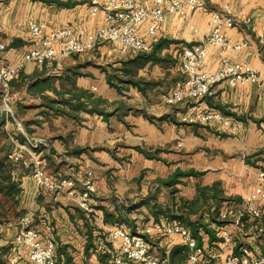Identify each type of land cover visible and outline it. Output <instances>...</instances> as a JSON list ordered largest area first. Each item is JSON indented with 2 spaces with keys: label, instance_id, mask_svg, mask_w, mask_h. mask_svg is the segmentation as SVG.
Listing matches in <instances>:
<instances>
[{
  "label": "crops",
  "instance_id": "crops-1",
  "mask_svg": "<svg viewBox=\"0 0 264 264\" xmlns=\"http://www.w3.org/2000/svg\"><path fill=\"white\" fill-rule=\"evenodd\" d=\"M87 1L0 0V43L4 45L0 49V64L15 63L37 45L28 31L32 20L45 22L48 29L70 26L83 36L102 25L104 13L91 15ZM135 1L145 6L154 3V0ZM224 6L237 17L236 25L227 30L228 36L233 41H249L239 54L228 52L227 56L232 60L249 61L262 72L264 84V0H206L204 6L192 11L187 18L168 14L158 30L157 54L164 59L146 62L135 74L141 80L142 89L132 83H121L120 89L111 86L107 82L110 72L104 67L102 56L96 57L91 50L59 57L51 64L28 62L23 68L20 78L23 83L19 86H24L22 92L26 98H32L38 112L45 109V99L71 98L74 102L81 90L104 100L97 107L106 114L79 109L76 115L68 116L50 109L48 114L36 113L27 126L30 136L47 142L39 151L49 173L81 175L91 170L94 174L96 192L91 202L103 218L98 224L61 194L48 190L37 194L29 172L20 176L24 191L22 206L25 211L30 210L39 236L54 239L58 264H65L64 254L69 264H86L87 257L96 259L106 252L111 255L112 249L104 234L106 227L119 223L133 232H141L156 221L152 212L157 205L166 208L163 194H183L185 184L192 185V196L197 185L210 186L217 182L225 195L219 208L225 202L239 203L253 190L257 173L264 170V87L255 84L230 87L223 81L213 86L210 95L200 99L204 107L220 111L228 119V125L216 120L209 123L183 121L181 115L192 112V101L173 106L164 98H157L168 80L167 73L174 72L176 79L182 76V47L201 41L211 14ZM148 25L146 21L139 27V33L147 39L150 38ZM108 46L115 50L111 42L98 45L96 50L102 52ZM217 52L216 47H207L209 70L218 66ZM127 53L112 64L114 75L121 72L119 68L127 57L135 54L134 51ZM36 79L48 80L49 87L41 93L30 94L27 84ZM80 100L87 108L93 104L85 97ZM56 104L59 105L57 101ZM11 107L10 115L16 119L13 109L17 106ZM163 115L176 120L159 119ZM12 124L7 118L6 129ZM20 128L24 130V126L16 122L15 129ZM177 171L194 173L175 175ZM165 218L169 222L176 221L159 216V220ZM208 221L207 227L212 232L200 226L201 238L197 239L205 251L220 250L222 238L218 228L221 227L232 232L231 250L236 252L240 246L247 245L260 251L257 234L261 233L256 228L257 221L246 220L238 230L227 221L204 220ZM147 236L153 238L156 246L173 262L185 259L186 248L180 236L155 232ZM89 242H92L90 247Z\"/></svg>",
  "mask_w": 264,
  "mask_h": 264
},
{
  "label": "built area",
  "instance_id": "built-area-1",
  "mask_svg": "<svg viewBox=\"0 0 264 264\" xmlns=\"http://www.w3.org/2000/svg\"><path fill=\"white\" fill-rule=\"evenodd\" d=\"M206 0H154L150 6H145L135 0H88L91 15L104 13V22L95 30L80 35L70 26L47 28L45 22L32 20L28 31L37 45L27 50L22 58L13 64H0V93L4 100L5 126L11 109L6 100L10 93V82L17 78L28 62L36 64H51L59 57L73 53L88 51L100 42L115 44V50L120 53L129 51H149L153 44L159 41L158 30L168 14H178L187 18L189 14L205 5ZM149 21L145 38L139 33V27ZM237 17L228 6L215 10L210 16L205 35L194 45H184L180 52V67L182 76L177 78L170 90L164 94V101L176 106L191 102L192 112L183 113L181 119L186 122L209 123L219 121L228 125V119L218 110L206 108L200 99L212 93L214 85L226 82L234 87L238 84H255L264 87L262 72L249 61L232 60L228 52L239 54L249 41L242 39L233 41L227 34L228 29L236 25ZM208 46L217 48L218 66L209 70L206 65ZM4 45L0 43V49ZM1 58V56H0ZM3 111V109H2ZM26 136L23 129H18ZM10 138L13 134L8 131ZM46 140L26 136L25 142L15 141L8 157L12 160H22L30 167V175L35 181L36 193L42 190L61 194L75 204L93 214L94 223H102L92 205V196L96 192L94 174L86 170L83 174L67 173L54 175L49 173L43 163L40 147L46 145ZM264 170L257 173V183L253 190L247 193L239 203L225 202L219 208V219L232 224L234 229H242L246 220H255L259 232L264 230ZM106 236L112 243L113 264H124L125 261L142 264H174L166 255L155 253L149 244L147 235H178L185 245V259L180 264H264V246L255 251L247 245L240 246L238 251L230 249L232 232L225 227L218 228L222 238L220 250L205 251L204 246L193 236L190 229L178 221L158 220L141 232H133L122 224L106 227ZM55 241L52 238L42 239L32 224V214L28 211L19 216L17 230L11 241L9 256L5 264H58L55 257ZM227 248V250H226Z\"/></svg>",
  "mask_w": 264,
  "mask_h": 264
},
{
  "label": "trees",
  "instance_id": "trees-1",
  "mask_svg": "<svg viewBox=\"0 0 264 264\" xmlns=\"http://www.w3.org/2000/svg\"><path fill=\"white\" fill-rule=\"evenodd\" d=\"M44 1H53V0H44ZM54 1H57V0H54ZM158 44H159L158 42L153 44L154 46H152L151 50L149 51H137L135 52L134 55L127 57V59L123 62V66L119 68V71H121L119 73L120 76L119 74L114 75L113 73H108L107 82L111 86L116 87L117 89H120L121 83H132L133 85H139L141 80H138L135 77V74L138 68L143 66L148 61H159V60L164 59V58H161L157 54ZM21 76L22 75L20 73L17 78H21ZM17 78L13 79L10 82V87H11V84L15 83ZM47 87H49L48 80L46 79L37 80L36 79V80L30 81L27 84V91L30 94H33V93L36 94V93H41ZM139 87L141 86L139 85ZM80 97H85V98H88L89 100H92V103H93L92 106L90 108H87L85 106V103L82 100H80ZM56 101L59 103V105L56 104ZM44 102H45V105H44L45 109L42 110V113H45V114H48L50 109H52L54 113L68 115V116L76 115V111H78L79 109H85V110L87 109V111H90V112H98V113L106 114L105 111L97 107V105L101 102H104V100L102 98L93 97L91 93H88L85 90L79 91L78 96L76 97V100L74 102L71 101V98H68V99L61 98L59 100H47V101L45 99ZM65 105L67 106V108L65 107ZM20 106L21 105H19V107ZM10 116L11 115H8V117ZM165 118L171 121L176 120L173 116H170V115L169 116L163 115L159 119H165ZM5 121H6L5 113L3 111H0V139L8 140L10 136L8 134V130L6 129ZM29 123H25V126H24V131L26 132V136H30L29 134L30 130L27 127ZM26 136L22 132H18V134L13 135L15 140L20 143L25 142ZM12 143L14 142L12 141ZM11 149L12 147L6 150H5V147L3 146L0 147V196H1V199H3L4 201H7L8 203H10V205L13 208H15V207H18L22 203V199L24 198V191L22 187L20 186V176L27 172L30 173V167H26L23 164L22 160L15 161V160L10 159L8 157V154L11 151ZM184 173L192 174L194 172L193 171H189V172L177 171L174 174L179 175V174H184ZM223 199H225V195L222 193V189L219 188L217 182H214L210 186L209 185H205V186L197 185L196 193L192 198L186 199L184 197H180L178 200V203L173 201L174 204H178L176 205L177 207L176 210H173L171 208L167 209L165 207H162L161 205H157L155 209L153 210L152 214L154 218L156 219V221L159 220L160 215H163L170 220H176L184 224L190 229L193 236H195L198 240H200L201 236L199 235V232H198L200 226H204V229L207 232L209 233L212 232L211 229L207 227L209 221L204 222L205 219L203 220L201 218L192 220L190 216L192 214L197 213L201 207L206 206V210L208 211V220L214 221V220L219 219L218 218L219 217L218 216L219 206ZM209 200H211V203H208ZM0 203H2L1 200H0ZM25 212L26 211L23 208V206H19V210L17 211V214L20 213V216H21ZM88 214H89L88 216L92 220L93 214L91 213H88ZM100 230L103 231V229L101 228ZM104 234L106 235V232ZM147 239L148 241L150 240L148 236H147ZM109 243L107 244L110 245L111 249H113L112 243L110 241ZM91 245H92V242H89L87 246L90 247ZM10 246H11V242L6 244L5 246H2V248L0 247V250L2 251L4 250L5 252L8 251L9 253ZM109 256L111 257L109 258ZM109 259H111L110 263L113 264L112 253L111 255L108 252L101 254L97 257V260H98L97 264H108L107 262ZM172 259L174 260V258ZM5 261L6 260L1 258L0 256V264H4ZM64 261H65V264H69V258L67 257V254H64ZM86 264H89V263L86 262Z\"/></svg>",
  "mask_w": 264,
  "mask_h": 264
},
{
  "label": "rangeland",
  "instance_id": "rangeland-1",
  "mask_svg": "<svg viewBox=\"0 0 264 264\" xmlns=\"http://www.w3.org/2000/svg\"><path fill=\"white\" fill-rule=\"evenodd\" d=\"M217 10H219V9H217ZM104 43H106V42L98 43L94 48L91 49V51L96 55V57L102 56V61L104 62V67L110 73H113V72H115V70L113 67H111L112 64L116 63L119 58L124 57V56L128 55L129 53H127V52L126 53H120L116 50H113V48L111 46H108V49H106L107 47H104V50L102 52L96 50L98 45H101ZM129 52H131V51H129ZM165 76L168 79L167 80L168 83L166 82V84H163L162 91L157 94L158 100H161L164 98V94L169 89V87H171L173 81L176 79L174 77L175 76L174 72H169ZM21 81L22 80L20 78H17L15 83L11 84L10 93H9V96L6 100V103L10 107V109H12L11 105H13V104L15 106H17L16 109H13L14 114L16 116V119H13L12 116L8 117V121L13 122L11 128H13V126H14L13 129L9 128L8 131L10 133H12L13 135L18 134V131L15 129L16 122H20L23 126H25V123H29L33 120V116L36 113H40V112L42 113L41 109H39V112L36 110V106H35L36 104L33 103V100L31 97H28V98L25 97V94L22 92L23 91L22 87H24V86L23 85L22 86L20 85L21 87L19 86L20 83H23ZM19 105H21V106L19 107ZM0 106L3 109V112L5 113L4 109L6 108V106H5L4 100L1 96V93H0ZM9 115H10V113H9ZM12 141L14 143H12ZM15 141L16 140L14 137H12L11 139L9 138L8 140L0 139V147L1 146L5 147V150L10 149L11 147L13 148L15 146ZM191 192H193L192 185L191 184H185V186L182 190L183 194H179L176 192L173 194V196H170V195L164 193L162 196L163 197L162 200L166 204L164 206H166L167 209L171 208L173 210H176V208H177L176 205H178V204H174L173 201L178 203V200L181 196H183L186 199L192 198L195 195V193L192 196H190ZM173 197H174V199H173ZM0 200L2 202V203H0V242H1L0 247L2 248V246H5L6 244H8L11 241L12 235L14 233L13 231L16 230L15 225L17 223L19 216H20V213L17 214V211L19 210V206H22L23 203H21L18 207L13 208L10 205V203L1 199V196H0ZM208 203H211V200H209ZM26 212H28V211H26ZM199 216H201V217H199ZM190 217L192 218V220H196L197 218H201L204 220V219L208 218V211L206 210V206L201 207L197 213L192 214ZM260 233H261L260 235L257 234V238H258V240L260 239L259 248H262L264 246V230L261 231ZM1 234H2V236H1ZM149 244H150L151 249L155 253H157L159 255H165L163 252H161L159 247L156 246V244L153 242V238H150ZM92 249H94V247ZM226 250H227V248H226ZM8 255H9L8 251L5 252L4 250L3 251L0 250V256L4 260L7 261ZM88 255H91V253H89ZM95 260L97 261V258L95 259V257L91 256L90 259L87 257L86 262L91 264V263L96 262ZM172 263L180 264L181 262H179L177 260V262H172ZM124 264H142V263L133 262V261H125Z\"/></svg>",
  "mask_w": 264,
  "mask_h": 264
}]
</instances>
